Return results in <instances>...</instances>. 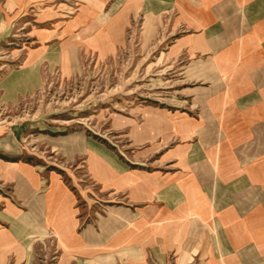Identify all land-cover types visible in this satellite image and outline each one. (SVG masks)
Masks as SVG:
<instances>
[{
	"label": "crops",
	"instance_id": "crops-1",
	"mask_svg": "<svg viewBox=\"0 0 264 264\" xmlns=\"http://www.w3.org/2000/svg\"><path fill=\"white\" fill-rule=\"evenodd\" d=\"M180 1L195 33L181 37L186 61L174 71L195 82L181 100L193 112L148 108L129 133L143 155L172 143L167 170L137 166L143 155L123 158L82 131L41 139L65 162L82 161L90 186L118 203L83 224L61 176L0 157V258L50 234L100 250L122 222L133 264H167L172 252L174 264H264V0Z\"/></svg>",
	"mask_w": 264,
	"mask_h": 264
},
{
	"label": "rangeland",
	"instance_id": "rangeland-1",
	"mask_svg": "<svg viewBox=\"0 0 264 264\" xmlns=\"http://www.w3.org/2000/svg\"><path fill=\"white\" fill-rule=\"evenodd\" d=\"M180 3L0 0V157L44 164L61 176L76 194L83 224L118 203L90 186L82 161L67 163L40 140L82 131L131 160L143 155L130 140L132 118H144L148 108L193 112L181 100L182 87L195 82H182L174 71L186 61L181 37L195 33ZM5 141L12 142L8 152ZM151 146L155 152L141 156L137 166L164 170L169 162L163 153L173 144ZM72 240L50 234L27 252L1 257L0 264H133L122 222L109 226L100 250L84 251ZM173 254L167 264H174Z\"/></svg>",
	"mask_w": 264,
	"mask_h": 264
}]
</instances>
